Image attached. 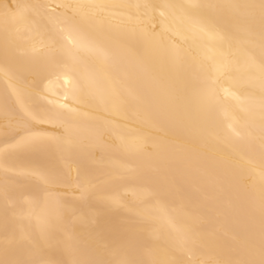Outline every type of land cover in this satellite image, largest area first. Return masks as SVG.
Segmentation results:
<instances>
[{"label":"bare ground","instance_id":"1","mask_svg":"<svg viewBox=\"0 0 264 264\" xmlns=\"http://www.w3.org/2000/svg\"><path fill=\"white\" fill-rule=\"evenodd\" d=\"M262 5L0 0V264H261Z\"/></svg>","mask_w":264,"mask_h":264},{"label":"snow or ice","instance_id":"2","mask_svg":"<svg viewBox=\"0 0 264 264\" xmlns=\"http://www.w3.org/2000/svg\"><path fill=\"white\" fill-rule=\"evenodd\" d=\"M262 7H264V5H262ZM68 32H69V36H68V40L69 43L71 45H73V47H80L81 46V41L79 39H77L76 37L73 36V33L77 32V28L75 25H69L68 28ZM210 92H211V88L209 86L208 89V95L210 96ZM31 116V114H29ZM32 119H36L35 116H31ZM46 137H44L43 134H33L32 136H30L27 140L26 146H37L41 143H43L45 141ZM50 139V138H47ZM46 181L48 178H44ZM119 264H131V262L129 261H120ZM261 264H264V260L261 261Z\"/></svg>","mask_w":264,"mask_h":264}]
</instances>
